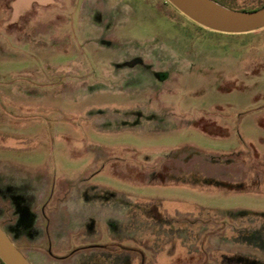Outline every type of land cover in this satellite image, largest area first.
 I'll return each instance as SVG.
<instances>
[{
    "label": "rangeland",
    "instance_id": "374dc122",
    "mask_svg": "<svg viewBox=\"0 0 264 264\" xmlns=\"http://www.w3.org/2000/svg\"><path fill=\"white\" fill-rule=\"evenodd\" d=\"M0 226L33 264H264V28L0 0Z\"/></svg>",
    "mask_w": 264,
    "mask_h": 264
},
{
    "label": "water",
    "instance_id": "95a60500",
    "mask_svg": "<svg viewBox=\"0 0 264 264\" xmlns=\"http://www.w3.org/2000/svg\"><path fill=\"white\" fill-rule=\"evenodd\" d=\"M202 27L222 33H248L264 28V7L240 11L215 0H168ZM0 259L4 264H33L0 226Z\"/></svg>",
    "mask_w": 264,
    "mask_h": 264
},
{
    "label": "crops",
    "instance_id": "0c3cea01",
    "mask_svg": "<svg viewBox=\"0 0 264 264\" xmlns=\"http://www.w3.org/2000/svg\"><path fill=\"white\" fill-rule=\"evenodd\" d=\"M142 254V256L144 255V253H138L139 256L135 257V259H138L139 257H141L140 255ZM135 264H138L137 262Z\"/></svg>",
    "mask_w": 264,
    "mask_h": 264
},
{
    "label": "trees",
    "instance_id": "16d2710c",
    "mask_svg": "<svg viewBox=\"0 0 264 264\" xmlns=\"http://www.w3.org/2000/svg\"><path fill=\"white\" fill-rule=\"evenodd\" d=\"M262 7H264V5L262 6ZM261 8V7H260ZM2 261V260H1Z\"/></svg>",
    "mask_w": 264,
    "mask_h": 264
}]
</instances>
